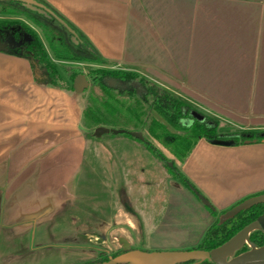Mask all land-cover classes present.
<instances>
[{"label": "crops", "instance_id": "0c3cea01", "mask_svg": "<svg viewBox=\"0 0 264 264\" xmlns=\"http://www.w3.org/2000/svg\"><path fill=\"white\" fill-rule=\"evenodd\" d=\"M41 1L114 69L139 71L205 116L264 131V0ZM82 112L70 93L36 82L30 61L0 50V264L92 259L79 244L34 242L40 227L53 240L58 221L74 229L66 211L86 156ZM179 167L219 211L264 193V143L201 139Z\"/></svg>", "mask_w": 264, "mask_h": 264}, {"label": "rangeland", "instance_id": "374dc122", "mask_svg": "<svg viewBox=\"0 0 264 264\" xmlns=\"http://www.w3.org/2000/svg\"><path fill=\"white\" fill-rule=\"evenodd\" d=\"M19 20L42 37L40 30L29 20ZM56 64L61 71L63 68L78 70L87 77L90 86L84 93L65 90L83 110L92 91L96 95L101 94L99 88L91 86L88 77L89 72L97 68L96 65L69 61ZM134 73L145 77L139 71ZM68 83L72 85L70 81ZM153 116L163 122L157 113H153ZM211 117L219 121L220 133L235 134L242 131L233 123ZM169 130L175 132L170 127ZM80 132L86 143V156L76 178L75 203L66 211L67 221L74 229H62L58 221V225L50 229L53 232L51 234H56L57 238L48 240L49 236L45 234L47 229L40 227L34 242L36 245L38 242L45 244L57 240L55 244L58 245L79 244L82 252L92 254V259L78 262L75 256L66 257V261L62 257H45L25 264H79L96 261L100 252L105 255L121 252L120 238H126L132 249L149 253L195 250L217 217L220 219L227 212L221 214L222 211L216 209L217 217L214 216L211 208L173 177L167 163L175 161L179 170L180 164L166 147L155 142V147L167 158L164 163L142 143L123 134L109 133L100 138H89L87 134L92 131L83 127L82 118ZM141 133L145 139L152 141L146 130Z\"/></svg>", "mask_w": 264, "mask_h": 264}, {"label": "trees", "instance_id": "16d2710c", "mask_svg": "<svg viewBox=\"0 0 264 264\" xmlns=\"http://www.w3.org/2000/svg\"><path fill=\"white\" fill-rule=\"evenodd\" d=\"M37 1L50 8L41 0ZM56 14L61 17L58 13ZM61 18L65 20L63 17ZM19 19L29 20L40 30L42 37ZM66 22L76 33L77 39L80 41L78 46L71 40V34L67 29L57 21L24 9L19 3L0 1V45L2 46L0 50L30 61L36 82L39 84L73 93H76L73 89V82L82 72L66 68L61 71L56 62L69 61L96 65L97 68L91 70L88 77L91 86L99 88L101 94L96 95L93 91L91 92L82 117L83 127L92 131L87 134L89 138H97L94 132L99 127L126 130L127 132L123 135L142 143L151 154L162 162L166 163L167 158L155 147V142L169 149L179 164H183L187 160L201 139L225 146L264 143V131L223 134L218 131L219 121L201 113L199 114L204 117V121L194 118L192 113L197 111L169 90L137 73L114 69V62L102 58L85 37L68 21ZM68 81L72 85H69ZM153 113H157L163 122L156 119ZM186 122H192V124L188 126L185 124ZM169 127L175 132H171ZM144 130L147 131L152 141L148 139L141 141L130 134V132ZM172 164L173 167H170L167 163V167L173 177L196 195L199 194L195 186L175 165V161ZM229 209L222 211L221 214ZM211 211L217 217L214 207L211 208ZM263 214L264 204L243 211L222 225L219 224V217H217L195 250L210 252L224 245ZM251 241L258 247L264 246V232L255 231L252 233ZM248 250L249 247H245L241 252ZM122 252L113 255H105L100 252L98 260L79 264H101L111 257H117ZM183 264L211 263L190 261Z\"/></svg>", "mask_w": 264, "mask_h": 264}, {"label": "water", "instance_id": "95a60500", "mask_svg": "<svg viewBox=\"0 0 264 264\" xmlns=\"http://www.w3.org/2000/svg\"><path fill=\"white\" fill-rule=\"evenodd\" d=\"M19 3L24 9L34 13L41 14L49 19H53L60 23L71 34V40L75 45H79L76 33L72 27L61 17H59L50 8H47L37 0H0ZM0 49L2 46L0 45ZM90 83L84 74L78 75L73 82V89L76 93H84L89 89ZM192 116L200 121H204V117L194 112ZM190 126L192 122H186ZM126 130H111L106 127H99L95 130L94 135L97 138L105 134L114 133L115 135L124 134ZM130 134L141 141L145 140L141 132H130ZM173 167V164H169ZM200 201L207 207L212 208L210 201L201 195L197 194ZM264 204V193L248 198L232 209L223 214L219 219V224L222 225L227 221L235 218L243 211H247L255 206ZM255 231L264 232V215L258 217L256 221L246 226L237 235L230 239L224 245L208 252L200 250L182 251V252H144L132 249L131 243L126 238L119 239V245L122 248V253L117 257H111L108 261L101 264H183L190 261L204 262L208 261L211 264H264V246L258 247L251 241V234ZM249 247L248 251L241 252ZM99 264V263H98Z\"/></svg>", "mask_w": 264, "mask_h": 264}, {"label": "flooded vegetation", "instance_id": "af4514ba", "mask_svg": "<svg viewBox=\"0 0 264 264\" xmlns=\"http://www.w3.org/2000/svg\"><path fill=\"white\" fill-rule=\"evenodd\" d=\"M264 215V214H263Z\"/></svg>", "mask_w": 264, "mask_h": 264}]
</instances>
